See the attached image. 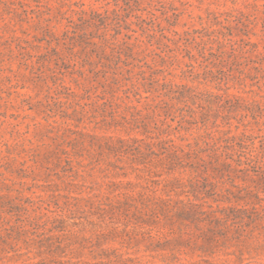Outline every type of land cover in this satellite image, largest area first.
Wrapping results in <instances>:
<instances>
[{
    "label": "rangeland",
    "instance_id": "1",
    "mask_svg": "<svg viewBox=\"0 0 264 264\" xmlns=\"http://www.w3.org/2000/svg\"><path fill=\"white\" fill-rule=\"evenodd\" d=\"M263 175L264 0H0V264H264Z\"/></svg>",
    "mask_w": 264,
    "mask_h": 264
},
{
    "label": "trees",
    "instance_id": "2",
    "mask_svg": "<svg viewBox=\"0 0 264 264\" xmlns=\"http://www.w3.org/2000/svg\"><path fill=\"white\" fill-rule=\"evenodd\" d=\"M43 32H44V35H50L49 34L50 32L47 29H44ZM253 171L255 173L259 172L258 170H255L254 167H253ZM117 203L119 204V206L117 208H120L122 205L121 202H117ZM91 208H93V203H92ZM253 210H254V212H252L250 214H247V212H245V217L249 220V222L245 224V227H250L251 225H254L257 222L264 221V213L262 214L261 212H258V210L255 208H253ZM111 211H113V210L111 209V205L108 202H105V201L100 202L99 201V204L96 207V209L94 211L89 212L91 215H95L97 219H96V221L88 222V224L92 227H101V225H103L104 227H109V225L112 222V217L111 216L109 217V215L111 214ZM67 212H70V211L67 210ZM262 212H264V210H262ZM69 214H70V216L71 215L73 216L75 214V212L71 211ZM42 218H44V217L36 218V219H34V222L30 223V226H33V228L35 229V232L39 229H45V227L49 223L48 221H46L43 224H39V220H41ZM80 218H84V220L87 221V217H80ZM168 220H170V219H168ZM50 224H51V228L49 229L48 233H51L54 231L60 232V231H63L66 227H68L67 222L65 220H59L56 218H54L52 221H50ZM255 227H257V226H255ZM35 232H34V234H35ZM109 233H111V232L109 231L108 234H105L102 237L104 239H106V237L109 236ZM45 235H46L45 233H42L41 235H37L38 237L44 236L42 238V240L39 241L40 247H43L45 245V243H44V241H45L48 244L47 247H49V248L55 247V250H59L60 246L62 244L60 237L59 236H45Z\"/></svg>",
    "mask_w": 264,
    "mask_h": 264
}]
</instances>
